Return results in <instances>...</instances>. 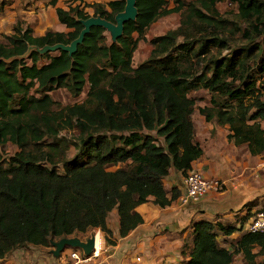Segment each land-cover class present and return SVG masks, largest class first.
Listing matches in <instances>:
<instances>
[{
    "label": "trees",
    "instance_id": "obj_1",
    "mask_svg": "<svg viewBox=\"0 0 264 264\" xmlns=\"http://www.w3.org/2000/svg\"><path fill=\"white\" fill-rule=\"evenodd\" d=\"M221 1L172 0L167 9L166 0H135V19L123 23L115 42L91 26L70 55L32 49L23 57L29 46L68 44L89 16L113 22L124 1L107 2L109 10L87 4L91 15L78 5L55 8L67 32L33 36L20 21L12 25L0 41V145L15 146L0 163V258L24 244L47 246L49 238L93 228L110 235L105 218L112 209L122 237L142 221L135 206L149 196L159 207L175 199V189L165 196L162 178L170 167L184 174L201 154L193 141L191 91L210 94L200 113L227 125L229 141L246 144L252 155L264 150L257 122L264 119V0H227L235 7L231 18L217 11ZM171 12L179 13L177 26L150 39L148 56L132 67L145 30ZM85 84L80 103L53 110L48 92L76 97ZM71 128L79 143L67 158L68 142L58 134ZM215 226L224 235L240 230ZM186 253L182 264H229L239 253L247 264H264L255 261L264 258V235L244 231L226 249L214 225L199 221Z\"/></svg>",
    "mask_w": 264,
    "mask_h": 264
},
{
    "label": "crops",
    "instance_id": "obj_2",
    "mask_svg": "<svg viewBox=\"0 0 264 264\" xmlns=\"http://www.w3.org/2000/svg\"><path fill=\"white\" fill-rule=\"evenodd\" d=\"M27 1L31 0H4L5 4L1 3L0 30L10 31V26L17 14V11L12 9L20 8L21 3ZM50 1H34L32 7H37V10L29 20L33 36L41 35L45 30L69 31L58 22L55 8L67 9L68 6L78 5L91 15L92 9L85 5L99 3L109 10L106 3L112 0H53V4ZM172 14L175 13L160 16L153 21L146 29L147 33L143 35L144 39L149 35L147 40H150L174 28L176 25L172 24V18H170ZM105 35L107 41L111 42L106 32ZM146 50L147 54L144 53L140 57L135 56V61L133 57L136 49L133 51L132 67L148 56L150 49L146 47ZM84 87L87 90V84ZM199 90H201L199 93L191 91L188 95L193 99L191 114L193 141L201 148V154L192 161L191 169L201 172L206 178L221 180V189L208 191L198 201L182 203L179 201V195L182 193V173L170 167L166 176L161 180L162 187L167 198H170L174 189L178 191V196L168 205L159 207L152 202L153 198L149 196L147 201L133 209L140 215L141 223L122 237L118 234L116 210L112 209L107 214L105 224L110 235H106L108 239L106 248L110 249V252L106 257L110 264H181L182 261L185 262L188 259L186 252L191 244L193 224L199 221L214 225L218 245L231 249V246L235 245L243 234L245 223L250 215L264 207V150L256 155L250 154L246 144L234 145L227 139V125L207 121L200 113V109L210 106V94L204 89ZM191 93L193 95H190ZM257 122L264 135V119L257 120ZM217 223L222 226L232 225L240 230L224 235L216 229ZM183 244H186L184 250L181 247ZM47 261L45 258L43 264H48Z\"/></svg>",
    "mask_w": 264,
    "mask_h": 264
},
{
    "label": "rangeland",
    "instance_id": "obj_3",
    "mask_svg": "<svg viewBox=\"0 0 264 264\" xmlns=\"http://www.w3.org/2000/svg\"><path fill=\"white\" fill-rule=\"evenodd\" d=\"M34 1L35 0H31V1H27L26 3H21L20 8L12 9L15 12L17 11V14L14 17L15 20L12 22L9 32L0 30V41L2 43L6 42L5 36L11 33L12 25L16 21H20L23 25H27L30 27V23H29L30 17H32L33 14H35L36 10H37V7L36 8L32 7L34 5ZM182 2L185 4L188 2V0H182ZM1 3H3V5H4L5 4L4 0H2L0 2V5H1ZM171 6H174L172 0H166L165 7H171ZM38 9H40V7ZM216 9L219 12V14H222V15L229 17V18H231L232 15L235 14V9H234L233 5L232 4L230 5L227 2V0H223L219 3H217ZM89 13H91V11H89ZM170 18H172V24L177 26L178 20H179V13L172 14L170 16ZM47 19H49V18H47ZM47 19H46V21H47ZM30 29H31V27H30ZM31 31H32V29H31ZM145 33H147V30H145L144 34ZM133 36L136 37L135 34ZM147 39H149V35H147V37L145 39L143 37L142 40H140L138 42V45L136 47V51L134 52L133 61H135V58H136L135 56L140 57V55L142 56V55H144V53L147 54L148 51L146 50V47H148V49H151V45L149 43V40H147ZM85 90H86V87H84L83 92H81L76 97L70 96L63 89H55V90L49 92L48 95L51 98V100L53 101V106H52L53 110H58L59 108L66 106V105H72L74 103H80L85 97ZM198 90H194V91L199 93L201 90H199V91ZM190 95H193V93H191ZM76 135H77V131L74 128L61 130L58 134L59 138H64L68 142V147L65 151V155L67 158H70L77 151V146H78L79 142L76 138ZM14 150H15V146L8 143V142L3 144V145H0V163H3L8 158V156H10L14 152ZM115 168H116V166L108 167V170H114ZM58 170H60V168ZM262 209H264V207ZM90 230L98 231L99 235H100V243H97L99 245L98 256L96 258H93L94 260L90 264H110L109 259H107V257H106L107 254L110 252L109 251L110 249L108 250V248H106V245H107L106 242L108 240L106 235L103 232H101L98 228H93ZM88 232H89V230H88ZM87 234H88L87 231L84 233H77V235H80L82 238L85 237ZM33 246L34 245L26 246V244H24L22 247L12 250L8 254H6L5 256L0 258V264H42L41 262H44V259L46 258L45 254H44L46 247L45 246L33 247ZM68 250H70V248H65L61 252V259L64 262L63 264H66V262H67L65 257H66V253L68 252ZM253 250L256 251V248H254ZM105 259L107 261H105ZM255 261L256 262H262V261H264V258H262L261 256H256ZM88 263H89V261H88ZM182 263H183V261L181 262V264ZM50 264H52V263H50ZM53 264H59V261L53 262ZM230 264H247V263L244 261V259L242 258V255L239 253L238 256H237V254H235L233 256L232 262Z\"/></svg>",
    "mask_w": 264,
    "mask_h": 264
},
{
    "label": "water",
    "instance_id": "obj_4",
    "mask_svg": "<svg viewBox=\"0 0 264 264\" xmlns=\"http://www.w3.org/2000/svg\"><path fill=\"white\" fill-rule=\"evenodd\" d=\"M124 1L123 9L113 16V22L107 21L99 16H89L84 20H79L82 28L80 29L78 35L72 39L68 44H54L46 45L40 48L29 46L27 51L23 54V57L27 56L28 51L34 49L37 53L43 54L49 51L62 50L67 52L68 55L73 53L76 49L77 44L81 43L83 36L89 31L91 26H100L109 36L111 42H115L116 39L122 33L123 23L127 20H134L136 15L135 0H122ZM87 235L81 237L74 233L69 236H63L60 238H49L47 241V246H45V256L47 258L48 264L59 261V264L64 262L61 259V252L65 248L78 249L82 257L89 256L96 247L94 238L96 236V231L87 230ZM26 246H31L26 244ZM35 247V246H33ZM42 264L44 262H41Z\"/></svg>",
    "mask_w": 264,
    "mask_h": 264
},
{
    "label": "built area",
    "instance_id": "obj_5",
    "mask_svg": "<svg viewBox=\"0 0 264 264\" xmlns=\"http://www.w3.org/2000/svg\"><path fill=\"white\" fill-rule=\"evenodd\" d=\"M182 193L179 201L182 203L195 202L203 198L208 191L221 189L222 181L217 178H206L201 172L190 169L181 176ZM244 231L264 235V209L254 211L245 223ZM99 234L96 231V235ZM99 245L97 244L93 252L82 257L78 249H70L66 253V264H90L98 256ZM89 261V263H88Z\"/></svg>",
    "mask_w": 264,
    "mask_h": 264
},
{
    "label": "bare ground",
    "instance_id": "obj_6",
    "mask_svg": "<svg viewBox=\"0 0 264 264\" xmlns=\"http://www.w3.org/2000/svg\"><path fill=\"white\" fill-rule=\"evenodd\" d=\"M94 242H95V244L100 243V235H99V234H97V235L95 236V238H94Z\"/></svg>",
    "mask_w": 264,
    "mask_h": 264
}]
</instances>
